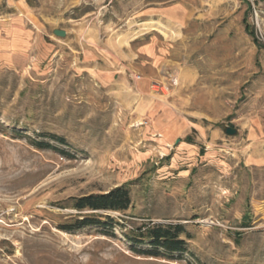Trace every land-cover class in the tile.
<instances>
[{"label": "rangeland", "instance_id": "rangeland-1", "mask_svg": "<svg viewBox=\"0 0 264 264\" xmlns=\"http://www.w3.org/2000/svg\"><path fill=\"white\" fill-rule=\"evenodd\" d=\"M151 224L185 252L138 254ZM0 264H264V0H0Z\"/></svg>", "mask_w": 264, "mask_h": 264}, {"label": "trees", "instance_id": "trees-1", "mask_svg": "<svg viewBox=\"0 0 264 264\" xmlns=\"http://www.w3.org/2000/svg\"><path fill=\"white\" fill-rule=\"evenodd\" d=\"M51 139L63 141V139L48 135ZM36 148L47 149L50 144L44 141H33ZM63 153V152H62ZM72 207L78 211L89 210L69 217L64 222L57 225L58 229L71 232L85 226H108L115 222L108 215L101 214L102 211H124L130 205L129 191L124 185L116 186L107 192L90 193L79 197H74ZM186 235L185 229L179 224H151L139 228L136 234L127 235V239L132 245L147 242L149 245L145 249L132 248L140 255L150 257L172 258L174 253L185 252V241L182 238ZM175 259H181L177 257Z\"/></svg>", "mask_w": 264, "mask_h": 264}, {"label": "water", "instance_id": "water-1", "mask_svg": "<svg viewBox=\"0 0 264 264\" xmlns=\"http://www.w3.org/2000/svg\"><path fill=\"white\" fill-rule=\"evenodd\" d=\"M53 33H54L56 36H59V37H63V36H65V31L62 30V29H54V30H53ZM226 132H227L228 134H231V133H233V130L230 129V128H228V129L226 130Z\"/></svg>", "mask_w": 264, "mask_h": 264}, {"label": "bare ground", "instance_id": "bare-ground-1", "mask_svg": "<svg viewBox=\"0 0 264 264\" xmlns=\"http://www.w3.org/2000/svg\"><path fill=\"white\" fill-rule=\"evenodd\" d=\"M145 24V23H144ZM153 26H154V24L152 23H148V24H146L145 26H144V28L143 29H152L153 28ZM159 28V27H158ZM135 34V33H134Z\"/></svg>", "mask_w": 264, "mask_h": 264}]
</instances>
